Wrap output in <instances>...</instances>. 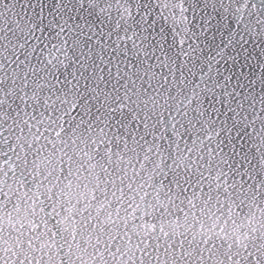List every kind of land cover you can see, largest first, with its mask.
Masks as SVG:
<instances>
[{"label":"snow or ice","instance_id":"1","mask_svg":"<svg viewBox=\"0 0 264 264\" xmlns=\"http://www.w3.org/2000/svg\"><path fill=\"white\" fill-rule=\"evenodd\" d=\"M0 264H264V0H0Z\"/></svg>","mask_w":264,"mask_h":264}]
</instances>
